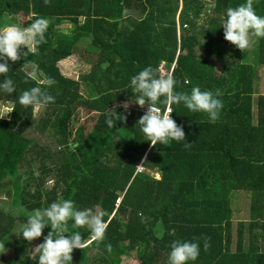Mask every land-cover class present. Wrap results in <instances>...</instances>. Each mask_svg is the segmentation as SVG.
Masks as SVG:
<instances>
[{
    "label": "trees",
    "instance_id": "obj_1",
    "mask_svg": "<svg viewBox=\"0 0 264 264\" xmlns=\"http://www.w3.org/2000/svg\"><path fill=\"white\" fill-rule=\"evenodd\" d=\"M244 3L214 0L209 16L199 0H0V28L16 24L21 14L30 16L27 26L40 17L49 21L47 42L25 58L29 67L22 69L26 48L19 61H8L16 91L0 90V103L14 108L8 119H0V183L16 181L25 167L23 181L6 182L18 189L17 207L32 212L70 199L81 210L105 213L104 241L74 249L72 264H120L133 252L137 264H168L175 240H199L200 255L190 264H264V94L254 98L252 65L264 64V45L256 59L246 58L224 39L222 28L226 9ZM253 7L264 17V0H253ZM202 17L206 25L197 28ZM214 46L238 62L216 73L208 61ZM75 53L89 66L79 80L63 75L58 66ZM160 65L174 76L177 92L190 94L193 87L219 92L223 109L215 124L182 103L172 106V119L182 126L191 148L175 141L152 147L137 124L144 113L135 104L131 78ZM33 66L37 79L28 75ZM46 77L57 82L47 89L55 103L38 112L20 105L18 97ZM4 79L0 76V82ZM84 86L88 94L81 91ZM125 103L130 110L122 107ZM78 108L95 115L88 129H71ZM114 108L127 119L109 128L106 119ZM28 130L52 139L54 159L45 151L51 150L48 146L39 154L36 142L25 135ZM36 162L39 171L54 177L51 188L42 190L47 176L34 173ZM140 164L142 171L137 170ZM245 195L250 220L248 225L239 220L234 236L232 221L245 209L233 205L237 200L244 204ZM15 218L0 227V242L14 253L0 264H39L38 254L28 256L32 241L22 237V229L14 231ZM20 220L25 224L27 218ZM73 224L69 221L65 235L78 231L87 240L90 231ZM50 231L46 226L39 244Z\"/></svg>",
    "mask_w": 264,
    "mask_h": 264
},
{
    "label": "clouds",
    "instance_id": "obj_2",
    "mask_svg": "<svg viewBox=\"0 0 264 264\" xmlns=\"http://www.w3.org/2000/svg\"><path fill=\"white\" fill-rule=\"evenodd\" d=\"M50 0H45V4ZM225 19L222 24L224 39L236 46L242 52L250 50L256 39L264 38V17L258 16L253 7V0H246V3L235 8L226 9ZM49 21L46 18H36L28 27H21L16 24H9L0 28V76L5 79L0 82V90L7 94L16 91L13 80L8 73L10 68L8 61L16 63L21 56V49L26 48L23 53L25 59L29 52L35 53L40 45L46 43V32ZM31 61L25 59L22 69L29 67ZM161 66V65H160ZM159 66V67H160ZM163 66V65H162ZM37 67L33 66L28 73L32 79H37ZM160 69L148 66L134 75L130 81V89L135 94V104L143 108L148 104L147 112L138 120L141 131L146 141L152 147L159 143L167 145L170 141L177 143L184 142V147L191 148L185 139L182 126H178L172 119L173 105L181 103L193 113H204L208 122L215 124L220 120L223 103L211 91H202L199 87H193L190 94L177 92L176 80L172 74L166 77L158 75ZM57 82L54 78L46 77L38 81L40 86L32 87L24 91L19 97V104L31 107L34 112L46 109L50 104L55 103V96L47 89L53 87ZM133 103V102H132ZM117 107H120L118 105ZM122 107L127 111L129 103ZM14 111V108H4L0 112V119H4ZM6 113V115L4 114ZM125 115H117L115 108L109 110V117L106 124L109 128L115 127L116 121H126ZM140 167V166H138ZM103 211H94L91 208L79 209L72 200H60L53 202L43 209H35L28 213L26 223L22 226V237L31 242L42 236L46 226L51 231L39 244L34 253L38 254L39 264H72V253L74 249H85L92 242L101 243L106 236L108 222L104 220ZM69 221H74L72 227L87 228L90 236L85 240L80 232L69 233ZM210 240H203L204 251L210 248ZM111 252V244L106 245ZM171 251L168 256V264H190L195 262L200 255V243L175 240L171 244ZM7 252L5 243L0 242V255Z\"/></svg>",
    "mask_w": 264,
    "mask_h": 264
},
{
    "label": "rangeland",
    "instance_id": "obj_3",
    "mask_svg": "<svg viewBox=\"0 0 264 264\" xmlns=\"http://www.w3.org/2000/svg\"><path fill=\"white\" fill-rule=\"evenodd\" d=\"M201 3L203 2L204 5H205V10L206 12L208 13V15L210 16V14H213V11L211 10L212 9V4H213V1L214 0H199ZM203 15H205L204 11H203ZM29 17L30 16H25L23 14H21L18 18V21L16 23V25L18 26H21V27H28L27 26V22L29 21ZM205 17H202L200 20L197 21V28H199L201 25H206L205 23V20H204ZM223 18V17H222ZM7 24L5 23L4 26H6ZM3 26V27H4ZM60 26H63V27H66L65 24L63 25H60ZM260 44H263L264 45V38H259V39H256V42L254 43L253 47L250 49V50H247L244 52V55L246 58L250 57L253 55V58L256 59L257 57V53L260 49L259 48V45ZM213 51V53H212ZM212 51H211V55L210 57L208 58V61H209V64L213 67V69L215 70L216 73H219V69L220 67L222 66H228V64L232 63L233 61H236L238 62L237 58H228L227 55H223V53L221 52V49L218 48L217 46H214L212 48ZM233 51H234V48H233ZM240 52H242L240 50ZM232 55V54H231ZM84 57L85 58H88L89 55L88 54H84ZM98 60V55L95 54V57H94V61ZM252 65L254 66V69H255V72H254V78H253V82H259V80L262 79V82H264V66L261 68V64L260 63H257V62H253ZM58 66H59V69L61 71V73L67 77H70L72 79H75V80H79L81 78V76H83L89 69V66L86 64V61H84L82 58H81V55L80 53H75L71 56H69L67 59L61 61L60 63H58ZM261 69H262V72L261 73ZM32 71V68H29L28 69V72H31ZM160 73H161V76H167L168 73L166 71V69L161 65L160 66ZM37 77H39V75L37 74ZM258 90H263L264 88H260L259 86L257 87ZM81 91L84 93V94H88L89 93V88L84 86L81 88ZM148 104H146L145 106H147ZM144 106V107H145ZM11 107V104H2L0 103V112H2V110L4 108H10ZM130 107V106H129ZM128 107V110H130L131 108ZM143 107V108H144ZM143 108H141L139 106V108H137L138 110H141L143 112ZM86 110H83V109H77L74 116H75V119L74 121L72 122L71 124V129H75L76 127L82 125V127L84 126L86 129L89 128V126L91 125L92 121L94 120V113L90 112L88 113V116H87V113L85 112ZM256 112V109L254 111V113ZM6 115V113H4ZM9 116L5 117L4 119H8ZM92 120V121H91ZM25 135H27L28 138L30 139H33L34 142H36L37 144V151L39 152L40 155H43L41 152L43 151V147L46 148L47 146L50 147L51 150H45L47 152V154L49 155V157L51 159H54L55 156H56V146L55 144H53V141L52 139L48 136V135H44V134H40L36 131H31L29 132V130L25 133ZM62 147V146H61ZM44 151V152H45ZM43 163L45 162V160L42 161ZM52 165H54L53 161H51ZM49 164V163H48ZM38 165L39 163L36 162V164L33 166V171L35 174H40L42 175V177L44 176H47L44 181H43V186H42V190H45V189H49L53 186L54 184V177L50 174H44L42 171H39L38 169ZM20 167V165H19ZM18 167V168H19ZM139 169V167H138ZM28 169L25 168V167H21L19 168V173H18V177L16 178V181H13L14 178H6L5 179V182L9 181H13L14 183H20V181H23V179L25 178V176L23 175ZM156 178H159V174L158 173H153ZM20 177V178H19ZM19 179V180H18ZM13 182L10 183V184H5V186L0 183V191L1 190H7V191H10V193H14L17 189V187L13 186ZM31 188H30V191L33 192V185H34V181L31 182ZM8 186V187H6ZM248 195H250L249 193H247ZM246 194V195H247ZM244 197V204L240 203L239 200H235L236 202L234 203V207L237 208V206H241L245 209V214L244 213H241L240 215L237 216L236 219H234L232 221V230H233V234L235 236V233H236V229H237V224L239 222V220H243L245 222L246 225H248V222L250 220V217L248 216V214L246 213L247 212V209H248V205H249V196H246ZM44 196V194L42 195ZM9 197V198H8ZM6 198H8L9 200H7L5 202V206L6 208H2L0 206V209H5L6 212L3 213L1 212L0 215H3L4 219H7L8 218V214H9V217L10 218H14V217H17L15 218V223H14V231H17V230H20L22 229V226L24 225V223H21V220L20 218L22 217H26L28 218V211L25 210L24 207H20V206H16L15 203L13 202V200L16 199V195L14 194V197L13 196H8L6 195ZM235 199V198H234ZM1 200V199H0ZM12 200V201H11ZM235 242V237L233 239V243ZM39 245L38 243V239L36 240H33L32 243H31V246L29 248V254L28 256L30 258H35L36 254L37 253H34L35 251V248ZM7 252L3 255H0V261H6L8 259H11L13 257V250L10 249V248H7ZM137 260H136V257H135V253L133 252L130 256H123L121 258V263L120 264H137Z\"/></svg>",
    "mask_w": 264,
    "mask_h": 264
},
{
    "label": "crops",
    "instance_id": "obj_4",
    "mask_svg": "<svg viewBox=\"0 0 264 264\" xmlns=\"http://www.w3.org/2000/svg\"><path fill=\"white\" fill-rule=\"evenodd\" d=\"M214 6V1H213V4H212V7ZM126 13H128V12H126ZM264 66V64H261V68ZM221 69H222V67H220L219 69H217V70H219V72H221ZM261 73H263L262 72V69H261ZM253 85L256 87V90H255V93H254V98H256L258 95H261V94H264V89L263 90H258L257 89V87L259 86L260 88H264V82H262V79L261 80H259V82L257 83V82H253ZM257 91V92H256ZM6 104H8L9 105V103H5V105ZM11 108V107H10ZM1 183H4V186H5V184H7L6 182H2L1 181ZM6 187H8V186H6ZM14 194H15V192L14 193H10V191H7V190H5V192H4V190H1L0 191V206L2 207V208H6V206H5V202L7 201V200H9L8 198H6V195H8V196H13L14 197ZM12 201V200H11ZM1 212H3V213H5L6 212V210L5 209H0V214H1ZM8 217H9V214H8ZM17 218V217H16ZM7 219H4V217H3V215H0V227L1 226H3L4 224H5V221H6ZM6 249H7V247H6ZM11 249V248H10ZM8 250V249H7ZM9 260V259H8Z\"/></svg>",
    "mask_w": 264,
    "mask_h": 264
},
{
    "label": "built area",
    "instance_id": "obj_5",
    "mask_svg": "<svg viewBox=\"0 0 264 264\" xmlns=\"http://www.w3.org/2000/svg\"><path fill=\"white\" fill-rule=\"evenodd\" d=\"M159 69H160V67H159ZM147 110H148V105L145 106V107L143 108V113L145 114V113L147 112ZM139 166H140V167H139V169L137 168V170H138V171H142V170H143L142 165L140 164ZM117 202H118V201H117Z\"/></svg>",
    "mask_w": 264,
    "mask_h": 264
}]
</instances>
